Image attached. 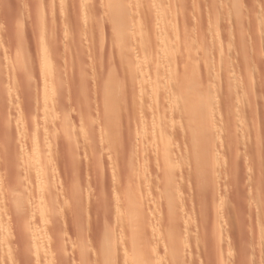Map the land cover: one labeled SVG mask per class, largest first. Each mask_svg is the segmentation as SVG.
<instances>
[{
	"label": "rangeland",
	"instance_id": "1",
	"mask_svg": "<svg viewBox=\"0 0 264 264\" xmlns=\"http://www.w3.org/2000/svg\"><path fill=\"white\" fill-rule=\"evenodd\" d=\"M126 1L130 9L132 0ZM82 2L84 0H64L63 7L59 4L60 0H0V264H99L100 262L103 264V260L107 257L104 256L105 252L107 253V244L111 243L109 239L107 240L106 230L113 227L118 229V226H115L114 214L117 209L116 200L121 192L126 193L128 192L126 189L132 190L136 187L140 182L138 179L142 180L140 174L142 175L144 171L143 175L146 174L148 180L146 186L149 189L145 184H142V189L140 188L142 192L139 193V199L144 205L143 216L151 223H159L162 220L159 217L163 215L165 222V214L170 212L166 194L162 193L161 188L171 176L161 168L160 163L157 166L159 158H155L157 156L154 152L155 142L150 140L153 145H147L149 137L146 135L145 138L143 135L146 133L138 131L141 130V126H138L141 125V121L146 124V121L149 122L148 118L143 116L142 119H146L141 121L135 119L134 110L137 109L130 108L132 106L130 104L128 105L130 110L128 107L126 110L129 112L133 109V115L130 112L132 117L129 113L124 114L127 120L124 118L118 121V124L115 120L111 119L109 122L106 119L102 96L103 81L107 76L112 73L118 78L124 77L119 80H123L124 85L121 83V87H125V92H128V100L136 85L131 86V78L128 80L129 75L125 76L127 70L121 65L112 46L109 17L102 10L106 1ZM229 2L230 0H185L183 5L186 10L182 4L176 10L178 21L175 32L177 31L181 38L185 32L184 36L192 37L196 43L201 42L208 50V47L212 46V34H214L212 30L217 28L215 32L217 31L216 35L219 34L220 38L219 43L214 45L218 47L217 54L230 59L228 61L231 62H229L230 73L224 69L218 71L215 64L216 77H213L216 78H214L215 82L220 84L211 88V93L207 92V88H205L206 92L203 90L204 94L210 93L212 98L210 101L213 104L211 109L217 105L212 111L217 115L213 118L218 122L215 120L213 122L218 128L215 127L216 130L213 123L209 128L211 131L215 129V133L225 135L216 134L218 139L211 135L212 142H210L216 145L219 143L217 146L220 150L215 146L218 149L217 153L221 155L224 151V148L222 150L220 147L222 138L231 136L233 132L234 138L233 135L232 139L228 138L236 141L232 142L236 143L233 144L234 147H241L240 153L233 150L226 151L231 155H229L230 159L228 160V154L225 153L227 155L222 159L223 162L221 160L216 168H212L214 171L208 169V175L211 176H207L210 178L206 179L204 175V179L205 182H212L213 187L211 189L207 186L209 191L205 186L203 187L207 192L202 190L205 192L202 194L207 196L200 195V197L205 198L197 197L198 193L196 194L195 191L198 186L195 187L196 181H193V177H189V180L185 177L187 184L181 179L184 178L183 175L178 176L177 168L176 179L178 181L181 179L183 185L178 191L182 205V209L178 210L180 216L178 223H181V226L188 224L184 227L189 226L191 232L194 230L197 233L198 231L202 233L201 228L204 227L206 229L202 228V231L206 233L203 234L207 235V238H204L205 243L201 245H199L201 242L193 241L194 238L190 243L193 241L192 244L195 242L196 246L187 243L192 248L186 249V253H183V256L187 257L185 264H264V247H262L264 224L258 222L259 218L264 216V0H242L241 16H238L240 17L238 19L228 14L225 16L224 12L227 11ZM223 10L226 11L222 12ZM95 27L102 31L101 42L97 40L98 29L96 30ZM151 48H155L154 43L151 44ZM195 57L203 71L202 52L198 50ZM147 62V65L144 63L149 68L145 67L142 70L144 72L151 69L152 61ZM166 69L167 67L164 68ZM138 72L136 71L135 74L138 75ZM149 73L146 72L147 75ZM201 78L203 83L204 73L201 74ZM233 79L234 81L230 82L233 86L232 90L228 92L226 81ZM204 81L206 83V80ZM207 86L208 84L204 85ZM222 102L225 104L222 105ZM218 104L221 107L218 108ZM230 108L233 112L228 114ZM232 108L236 109L235 112ZM243 108L245 111L242 110ZM237 114H242L241 119H237L240 117ZM228 115L229 118L226 119ZM231 116L233 119L230 118ZM131 118L135 120L131 121ZM129 120L130 123L127 122ZM148 122L146 127L151 128L152 125ZM113 124L117 126L114 127ZM115 128L117 134L114 136L116 138L114 143L109 139H112ZM209 128L206 127L207 130ZM222 128L233 131L231 134H226L225 129ZM175 135L169 139L178 150L176 145L184 142H182L183 137L179 136L181 141L177 143L175 138L177 139L178 135ZM223 142L221 146L226 147L227 142L226 145ZM108 143L112 148L108 147L110 146ZM188 144L190 145V142ZM185 146L179 145L178 153L184 154L188 148H184ZM32 156L37 158L34 157L32 160ZM35 160L38 164L35 169L44 168L40 175L42 191L50 193L48 197L50 200L47 201L48 207L51 206L52 209L48 216L44 215L47 213L44 210V202L36 201L37 194L42 192H39L41 187L36 188L32 174V164ZM127 161L134 164L132 169L122 167ZM190 169L191 167H187L185 171L182 169V173L189 172ZM114 175L120 179V182ZM126 180L129 187L124 184ZM216 182L219 184L216 185ZM117 185H120L121 189ZM118 190L119 192L116 193ZM199 190L201 189H198V192ZM145 200L148 201L147 204ZM151 203H156L154 205L157 207L153 205L156 210ZM158 208L162 209L160 214ZM152 210L157 213L152 214ZM215 211L217 213L213 214ZM224 213L225 217L230 216L233 221H229V217L228 219L222 217ZM216 214H219L220 224L226 226L224 230H219V234L223 235L221 236L226 242L225 244L223 241L226 247L223 244L222 248L227 249L226 251L222 249L223 253L219 252L217 246L211 242L214 241V238L210 239L213 237L211 232V236H208V229L211 231L212 219ZM162 223L161 226L165 225ZM241 234L244 237L240 236ZM226 239L232 241V244ZM196 247L199 248H197L199 252L194 250ZM161 248L162 246L156 252L160 261L156 264H183L175 263L172 257L166 258L165 251ZM185 254H188L190 259ZM119 255L120 252L115 258L117 260H114L116 264L122 262Z\"/></svg>",
	"mask_w": 264,
	"mask_h": 264
},
{
	"label": "bare ground",
	"instance_id": "2",
	"mask_svg": "<svg viewBox=\"0 0 264 264\" xmlns=\"http://www.w3.org/2000/svg\"><path fill=\"white\" fill-rule=\"evenodd\" d=\"M79 1H81V0H79ZM105 1H106V3L104 2L105 6H104V9H102V10H104L109 17V19H108L109 20V22H108L109 28H110L109 30H110V35H111V41L113 44V45L112 44L111 45L114 47V50L116 51V53L118 55V59L120 60L121 65H123L127 70V74L125 75V73H124V75L125 76L129 75L128 80H130V78H131V80H130L131 84H132L131 86L134 87L136 85L135 90L131 91L130 98L128 100V97H127L128 92L127 93L125 92V89H124L125 87L124 88L121 87L122 86L121 83H123L122 82L123 80L122 81H120L121 79L119 80V78L124 79V77L118 78V76L116 77L115 75H112V73H110L108 76L106 75L107 78L105 79V81H103L104 83H103V96H102V101H103V105L105 106V112H106V117H107L106 119L109 122H111V119H112V121L115 120V121H117V124H118V121L119 122L122 121L125 118V115L127 113H129V116L133 113V109H131V111H129V112H128V110H126L127 109L126 107H128V105L130 106V104L132 105V106H130V108L133 107V108L137 109V110H134V116L133 117L135 119H137V120L139 119V121H141L143 116L148 118L149 122L148 121L145 122V120H144V122L146 124H147V122L150 123L152 125V127L147 128L148 126L146 127V124L142 123V121H141V125H138L139 127L141 126V130H138V131L139 132L142 131V132L146 133L145 135H143L144 137L146 135L149 137V138H147V139H149L147 142V145L148 144L153 145L151 142H149L150 140L153 141V143L155 142L154 148H156V149L154 152L157 155L155 158H157V157L159 158L158 159L159 162H157V166L160 163L162 165L161 168H163L167 172V174L170 175L171 177L167 181L168 178L166 176V178H167L166 183L161 188L163 191L162 193L166 194V198H167L166 201H167L168 205L170 206V209H169L170 212L166 213L167 215L165 214V217H166L165 222L163 221L164 220L162 217L163 215H161L159 217L160 219L162 218L161 221H163V223L161 221L159 223H154V222L151 223L146 217L143 216L142 206L144 207V205H142V203L140 202L139 193L142 192V191L140 192V188L142 189V186H143L142 184H145V186H146V181L148 183V180H146L147 177H145L146 174L143 175L145 173V171L143 172L142 175L140 174V176H142L141 177L142 180L138 179V181H140L141 183L138 182L137 185L135 184L136 187H134L132 190H128L129 188L126 189L129 193L128 192H126V193L121 192V195H119L117 200L115 199L116 205H117L116 206L117 209L114 213L115 214V224H116L115 226H118L117 227L118 229H115V227H113L112 229L110 228V229L106 230L105 234H106V237H108L107 240L109 239L111 241V243H110V241H109L110 244H107V242H105L108 246L106 247L107 253L105 252L106 255L104 254V256H107V257L105 258V260H103L102 263L103 264H116L114 262V260H117L115 258L117 256V253L120 252L119 257H121V261H122V262H120L121 264L122 263H124V264H127V263L128 264H133V263H136V264H156L157 262L158 263L160 262L158 259L159 257H157L156 252L159 249V247L162 246L163 250L165 251L166 258L172 257L173 261L175 263L185 264L186 258H187V257L183 256L184 255L183 253L184 252L186 253L185 250L186 249L188 250L189 248L191 249L192 248L191 246L196 244L197 242H199V243L201 242L199 244V245H201L204 242V238L205 239L207 238V235L203 234V233H206L205 231L204 232L202 231V228H203V230L206 229V228L204 229V227L201 228L202 233H200L199 231L197 233V231L194 232V230H192L193 232H191L190 231L191 227L188 228L189 226L184 227V226H187L188 224L181 226L180 225L181 223L180 224L178 223L179 219H180V216L178 215L179 214L178 210L182 209L180 198H178L179 197L178 196L179 195L178 194L179 187L182 188V186H183L180 181H181V179H183L184 182H186L185 177H186V179L188 178V180H189V177H193L194 180L193 179L192 180L194 182L196 181L195 182L196 186L195 185L194 186L196 188L198 186L197 190L194 189V191L196 190L195 191L196 194L198 193L197 197H200V195H205V197H206L207 195L202 194V192L205 193L204 191H206V190L209 191L208 189L209 188L212 189V187H213L212 182L211 183H210V181L205 182V179H204V175H206V177H205L206 179L210 178L207 176H211V175H208V172H209L208 169L210 170V168L211 169L216 168L219 165V163H221V160L224 159V157L228 154L226 151H232L233 150V152H234V151H239V149L241 148V147H239V145H238L239 148H237V146L236 147L233 146V144L234 145L236 144V143H232L235 140H231L232 135L234 138V133L232 132L233 130L231 131L232 132V134H231L229 129L227 130L225 128H224L226 131L225 133L231 134V136L226 135L227 137L226 138L223 137L222 138L223 140H221L222 142L223 141L227 142L226 140H228L226 147L221 146L222 142H220L221 143L220 147H222L221 148L222 150L224 148L225 152L223 151L224 152L223 153L221 151L222 152L221 155L219 153H217L218 149H219V147L217 145H219V143H217V140L215 142L214 138H213V141L215 143H217V145L214 143L211 144V142H212L211 135H212V137L215 136L217 138V135L220 134L223 136L224 134L215 133V129L218 127L214 126L215 123L213 122V120H215L216 122H218V121L216 119H214L215 116H217V115H215V113L213 111H214L215 107H217V105L214 107V109H211V108H213L212 107L213 104L210 101V100H212V98L209 94L211 93V88L213 89L214 87H216L217 85L220 84L218 82H215L216 65L219 69L218 71H220V69L221 70L224 69L225 71L229 72V62H231V61H228L230 59L225 58V57L217 54V50H218L217 48L218 47L216 48L215 46L217 45V42L219 43V39H220L219 34L216 35L217 31L215 32V30H217V28L214 31L212 30V33H214V34H212V36H213L212 42H211L212 46L208 47L209 50L206 49L205 46L203 44H201V42L197 41L198 43H196L195 41L192 40V37L190 38L188 35H187L188 37L184 36V35H186L185 32H184V35L182 34L183 35L182 38L180 37V34L178 35L176 33L177 31L175 32V26H176L177 21H178V19L176 17V10H178L181 7V4H182V7L185 8L183 5L184 4L183 2H185V0H132L131 3H130V1L128 2L131 4L130 9H128L129 7L126 4V2H127L126 0H105ZM84 2H85V0H84ZM84 2H82V3H84ZM63 3H64V0H60L59 4L63 5ZM77 4H79V3H77ZM241 4H242V0H230V2L228 4L229 7L227 8V11L223 10L222 12L226 11V12H224L225 16H226V14H228L229 16L238 19V18H240L238 16H241V14H240L241 13L240 12L241 11V9H240ZM74 5H76V4H74ZM210 5H212V3ZM226 5H227V3H226ZM85 6H86V3H85ZM63 7H64V5H63ZM74 8H75V6H74ZM185 10H186V8H185ZM105 12H104V14H105ZM182 12L183 11H181V13ZM224 13H223V15H224ZM180 15H182V14H180ZM217 18H219V17H217ZM230 19H232V18H230ZM225 20L227 21V19H225ZM228 21H229V19H228ZM95 29H96V27H95ZM224 32H226V30ZM97 34H98L97 40L101 42L102 37H103L102 31L100 29H98ZM224 36H225V33H224ZM221 38H223V37H221ZM100 42H98V43H100ZM152 43L155 44V48H153V49L151 48ZM228 43H229V41H228ZM233 45H234V43H233ZM208 46H210V43ZM237 46H238V44H237ZM43 49H45V48H43ZM198 50L202 52L203 71H201V69H202L201 64H199L197 57H195V54H196V52H198ZM237 50H240V49H237ZM223 51H224V49H223ZM225 56H226V54H225ZM46 58L49 59L48 56ZM48 59H46V60H48ZM43 60H45V59H43ZM148 60L152 61V63L149 62L151 64L150 65L151 69H149V71L148 70L146 71L147 73H149V72L151 73V75H150V73L148 74L149 76L146 74V72L142 71L146 67ZM176 60H179V62H177ZM242 61H244V60H242ZM144 62L146 63V65ZM148 66H149V64H148ZM166 67H167V69L164 70V68H166ZM147 68H149V67H146V69ZM121 70H122V68H121ZM136 71H139L138 75L135 74ZM201 72L204 73L205 79L204 78L203 79L206 80V83L203 80L204 84L202 83V78H201L202 73ZM213 76H215V77H213ZM223 77H225V76H223ZM232 77H231V79H232ZM227 78H229V77H227ZM233 81H234V79L232 81H230V80L226 81L227 85H228V88H227L228 92H231V90H232L233 86L230 84V82H233ZM226 82L224 85H226ZM127 83H128V81H127ZM207 84H208V86L204 87V85L206 86ZM123 85H124V83H123ZM233 85L235 86L234 83H233ZM205 88H207L206 89L207 92L210 91L209 94L208 93L204 94L206 92ZM225 91L227 93L226 89H225ZM243 93H245V92H243ZM222 94H223V92H222ZM244 96H245V94H244ZM117 97H118V99H117ZM227 99H229V98H227ZM216 100L219 102L218 99H216ZM128 101H131V103ZM224 104L222 102V105H224ZM89 105H90V103H89ZM219 106L221 107L220 104H218V108H219ZM227 107H228V105H227ZM130 108H129V110H130ZM232 109L235 112L236 109H234V108H232ZM125 110L127 112H125ZM242 110H244V108ZM231 111L232 110L230 108L228 114H230ZM130 112H131V114H130ZM143 114H145V115H143ZM234 114H233V116H234ZM132 115L130 117H132ZM241 115L237 114L238 117L240 116L239 118H237L238 120L241 119ZM213 116H214V118H213ZM233 116H231L230 118L233 119ZM146 118H143V119H146ZM228 118H229V115L226 119H228ZM125 119L127 120V118H125ZM232 119H229V120L232 121ZM237 119H236V121H238ZM134 120L132 119L131 121H134ZM234 120H235V117H234ZM131 121L129 120L127 122L130 123ZM134 123H136V122H134ZM206 123H207V125L209 124V126H207ZM211 123H213L214 128L216 127L215 129L213 128L214 129L213 131H211V129L209 128L210 126L212 127ZM216 124H218V123H216ZM203 125H205L207 128H209V130H207L206 127H204ZM116 126L114 125V127H116ZM220 128H221V126H220ZM134 129H136V127ZM227 131H229L230 133L229 132L227 133ZM116 134H117V130L115 128L113 130V133L111 136L112 139H109V140L114 141V143H115L116 138L114 136ZM175 134L178 135L177 139L175 138V140H177V143H179L181 141L179 136L183 137L182 139L184 141L182 140V142H184V143L179 144L180 146L186 145L184 148L190 147L189 149L187 148V150L185 151L184 154H181L180 152L178 153L179 145L178 144H177L178 146L176 145L178 150L175 149V147H174L175 145L173 146L172 141L169 139L172 136H174ZM213 134H215V135H213ZM142 137H141V139H142ZM219 137L221 138V136H219ZM228 137L231 139H229ZM220 138H219V141H220ZM144 141H145V139H144ZM237 141H239V140H237ZM173 142H174V139H173ZM188 142H190V145L188 144ZM225 142H223V143L226 145ZM108 145H110V144L108 143ZM156 145H157V147H156ZM213 145L214 146L216 145L218 147V149L216 146L214 147ZM108 147L112 148V145H110ZM114 147H115V145H114ZM138 148H139V146H138ZM148 148L150 149L151 147L149 146ZM152 149L153 148H151V150ZM241 151H242V149H241ZM139 153H140V150H139ZM225 153H227V154H225ZM239 153H240V151H239ZM229 155L230 154L227 155L229 157L228 160L230 159V156H231V155L230 156ZM34 157L35 156H32V160ZM36 158H37V156L34 159H36ZM108 158H110V157H108ZM131 158H133V157H131ZM184 158H186V159H184ZM118 159H120V158H118ZM154 160L156 161V159H154ZM184 160H186V161H184ZM29 161H30V163H32V161L30 159H29ZM124 161H126V160H124ZM35 162H36V160H35ZM35 162H34V164H32V167H33L32 174H33L34 179L36 181L35 182V184L37 186L36 188L41 187L39 192L40 191L42 192V193L37 194L38 197H37L36 201L37 202H44L43 203L45 205L44 210L47 212L44 215L48 216L50 214L49 213L50 209H52V208H50L51 206L48 207V201H47L50 193L43 192L42 186L40 185V181L42 180L40 178V175L43 172L44 168L41 167L40 169H35L38 166L37 162L36 163ZM222 162H223V160H222ZM133 165H134L133 163H130L129 161H127L125 164H122V167H125L126 169H132ZM235 165H238V164H235ZM187 167H189V168L191 167V169L193 168L192 169L193 171L190 169L189 172L188 171L185 172L186 174L182 173V169L185 171V169ZM231 167H233V165H231ZM177 168H178V173H179L178 176L180 175L182 177V175H183V177H184V178L180 177L181 178L180 181H178L176 179ZM235 168H236V166L234 167V169ZM213 169H212V171H214ZM237 170H238V168L236 169V172H237ZM123 171H122V173H123ZM158 171H159V169H158ZM115 172H116V169H115ZM115 172H114V174L116 175ZM230 173L231 172H229V174ZM115 175H114V177H115ZM120 176H121V174H120ZM178 176H177V178H178ZM121 178H123V177H121ZM138 178H140V177H138ZM115 179L118 180L119 178L115 177ZM116 180H115V182H116ZM214 180H213V182H214ZM118 181L120 182V179ZM155 181H157V180H155ZM190 181H191V179H190ZM204 182L206 184L208 183L209 185H206ZM232 182H234V181H232ZM186 183H184V184H186ZM124 184L127 187L129 183L127 184V180H126V182ZM152 184L154 185V183H152ZM218 184H219V182H216V185H218ZM210 185H212V186L210 187ZM119 186H118V188H120ZM204 186L206 187V190H204L205 188L203 189ZM207 186H209V188H207ZM116 189H117V187H116ZM157 189H158V186H157ZM183 189H182V191H183ZM198 189H201V190H199L200 192H198ZM202 190H204V191H202ZM194 191H192V192H194ZM35 192H37V191H35ZM118 192H119V190L116 193H118ZM196 194H194V197L196 196ZM197 197H195V198H197ZM205 197L202 196V197H200V199L205 198ZM141 198H143V197H141ZM48 200H50V199H48ZM145 201H143V203ZM195 201H197V200H195ZM150 202H151V200H150ZM49 203H51V202L49 201ZM147 203H148V201H146V204ZM154 204H156V203H154ZM154 204H152V206ZM258 204H259V202H258ZM154 206L157 207L156 205H154ZM154 206H153V209L155 208ZM147 209L149 211V207ZM150 210H151V206H150ZM155 210H156V208H155ZM161 210L159 209L158 214H160ZM216 211H217V209H216ZM216 211L213 214L217 213ZM221 211H222V209H221ZM152 212H153L152 214H154V215H155V213H157L156 211L154 212V210H152ZM218 215L219 214H216L215 216H213L214 218L212 217L213 218L212 219L213 224L211 225L212 227L210 226L211 231H210V229H208L209 230L208 236L209 235L211 236V234H212L213 237H210V239L214 238L213 239L214 241H211V242H213L214 245L217 246V249L219 252H222V249L224 248V247L222 248V245L224 244L223 241L225 242V240L222 237L223 235L219 234V232H220L219 230H224L226 226L224 227L220 224L221 221L219 220ZM226 215H231V214L226 213ZM222 217H224L225 219H228V217L230 218V216L225 217V213H224V215H222ZM263 217L264 216H262V218L260 217L259 220L257 219L258 222H263V224H264V221H262V220H264ZM207 218H209V217H207ZM154 219H155V217H154ZM223 219H221V220L223 221ZM225 219H224V221L226 222ZM231 220H232V217L230 218L229 221H231ZM129 221H131L130 224H129ZM229 221H228V223H230ZM202 222H203V219H202ZM161 223L162 224L165 223V225L161 226ZM259 224L260 223H258V225ZM189 225H191V224H189ZM202 225H204V224H202ZM262 226L264 227V225H262ZM222 227H224V228L222 229ZM260 228H258V229L260 230ZM208 230H207V232H208ZM210 232H211V234H210ZM242 233L244 234V232H242ZM238 234H240V233H238ZM205 235H206V237H205ZM240 236H242V234ZM242 237H244V236H242ZM193 238H194L193 241L196 242V243L194 242V244H192L193 241H191V243H190V240H192ZM162 239L164 241H162ZM228 239H226L227 242H230V241H228ZM104 241H105V239H104ZM231 242H230V244H232ZM187 243H190L191 246L189 247L188 246L189 244H187ZM213 243H212V245H213ZM225 244H226V242H225ZM225 244L223 246H225ZM185 245H187V246H185ZM263 245H264V243H263ZM263 245H262V247H264ZM194 246H196V245H194ZM104 248H105V246L103 247V249ZM162 248H161V250H162ZM197 248L198 247H196V249H194V250L198 251L199 248L198 249ZM161 250H159V253ZM226 250H224V251H226ZM188 254L187 255L185 254V256H188ZM188 257L190 259V256H188ZM118 259L120 260V258H118Z\"/></svg>",
	"mask_w": 264,
	"mask_h": 264
}]
</instances>
